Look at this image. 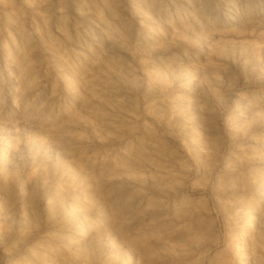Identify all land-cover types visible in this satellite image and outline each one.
<instances>
[{
  "label": "rangeland",
  "instance_id": "rangeland-1",
  "mask_svg": "<svg viewBox=\"0 0 264 264\" xmlns=\"http://www.w3.org/2000/svg\"><path fill=\"white\" fill-rule=\"evenodd\" d=\"M0 264H264V0H0Z\"/></svg>",
  "mask_w": 264,
  "mask_h": 264
}]
</instances>
